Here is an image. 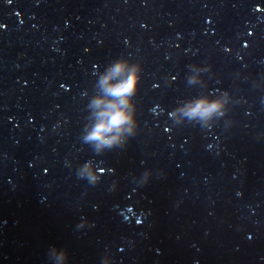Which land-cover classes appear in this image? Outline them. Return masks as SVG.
<instances>
[{
    "label": "water",
    "instance_id": "obj_1",
    "mask_svg": "<svg viewBox=\"0 0 264 264\" xmlns=\"http://www.w3.org/2000/svg\"><path fill=\"white\" fill-rule=\"evenodd\" d=\"M0 26V264H264V0H0ZM120 60L139 127L97 148Z\"/></svg>",
    "mask_w": 264,
    "mask_h": 264
},
{
    "label": "clouds",
    "instance_id": "obj_2",
    "mask_svg": "<svg viewBox=\"0 0 264 264\" xmlns=\"http://www.w3.org/2000/svg\"><path fill=\"white\" fill-rule=\"evenodd\" d=\"M180 38L178 34L177 39ZM93 67L96 66L93 65ZM207 70H211V66ZM141 73L142 68L140 65L129 66L128 61L120 60L100 78L99 85L103 91L104 99H95L91 103V107L98 109V111L94 113L95 124L84 137L85 142H95L97 148L101 146L111 147L114 144L123 142V134H132L139 127L134 97L139 91ZM121 74H123V78L119 82L109 85V81L121 76ZM175 79L174 76L171 77L169 83ZM153 87H159V85H153ZM157 107L159 106L157 105ZM223 107V100L209 102L207 99H200L185 105L179 111L190 119L199 118L203 120L213 113L223 115L224 113L221 111ZM164 131L168 132L170 129L165 128ZM110 133H113V135L109 137L108 134ZM102 174L103 170H101ZM89 179H94V177H89ZM140 223L141 221L137 220V225ZM249 239H251V236H249Z\"/></svg>",
    "mask_w": 264,
    "mask_h": 264
}]
</instances>
